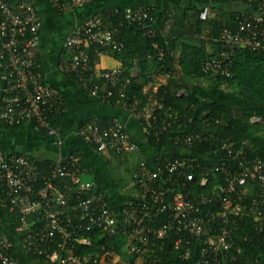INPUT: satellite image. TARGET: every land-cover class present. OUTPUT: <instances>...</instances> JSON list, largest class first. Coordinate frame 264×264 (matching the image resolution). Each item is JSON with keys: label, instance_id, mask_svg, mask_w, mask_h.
<instances>
[{"label": "built area", "instance_id": "built-area-1", "mask_svg": "<svg viewBox=\"0 0 264 264\" xmlns=\"http://www.w3.org/2000/svg\"><path fill=\"white\" fill-rule=\"evenodd\" d=\"M212 1L200 4L198 18L203 24L208 21ZM243 1L252 10L243 14L240 31L244 38L226 28L220 31L218 42L223 51L206 59L201 67L208 77H229L234 51L242 44L252 50L261 47L257 40L264 36L250 19L262 23L264 0ZM93 2L52 0L51 8L62 14L67 8L80 10ZM150 10L154 11L149 7L124 9L122 20L137 26L143 37L154 39L158 29ZM113 24L102 12H96L72 29L63 45L70 60L61 67L83 92L107 105L112 97L107 87L116 88L122 73L121 68L100 67L101 59L123 47L116 38L119 28ZM169 28L166 23L164 29ZM41 31L42 20L32 1L0 0V127L29 124L60 147L64 138L57 119L66 114V108L62 93L47 84L40 73ZM154 47L157 59L163 60L164 50ZM173 55V51L168 53L169 58ZM121 109L144 134L161 137L167 133L165 140L176 148L206 141L186 126L171 129L178 123L175 115L157 102L141 104L133 99L122 103ZM76 133L98 154L131 155L138 151L118 120L106 125L86 122ZM221 149L227 152L228 161L239 162L235 170L228 168L227 160L200 164L196 157L139 163L133 175L136 196L117 212L110 211L103 193L92 185H81L85 170L80 168V156L70 154L45 168L39 160L0 151V213L14 214L19 226L11 237L0 234V264H130V257H140L147 249L151 253L149 264H162L159 255L172 236V249L181 262L227 264L237 231L235 219L248 218L257 224L264 219V158L249 156L243 147L234 153L228 140L221 143ZM218 175L222 183L217 182ZM92 229L111 242L101 254L76 255V245H90L81 234ZM117 239L119 250L115 251L111 245Z\"/></svg>", "mask_w": 264, "mask_h": 264}, {"label": "trees", "instance_id": "trees-1", "mask_svg": "<svg viewBox=\"0 0 264 264\" xmlns=\"http://www.w3.org/2000/svg\"><path fill=\"white\" fill-rule=\"evenodd\" d=\"M109 1L111 0H94L93 3L101 5ZM180 1H185L188 6L184 8L175 6L173 9L167 8L159 13L150 10L158 29V36L154 39L143 37L137 26L124 22L122 20L124 9L107 8L101 11L107 20L118 26L119 34L116 38L123 46L119 52H112L109 55L121 64L122 73L116 88L107 87L112 91L108 105L122 111L121 104L133 99L140 100L141 104L157 102L164 110H169L175 115L178 123L171 129L181 130L186 126L191 129L190 133H199L206 139L204 143L196 144L191 148L184 146L176 148L165 140L167 133L161 137L144 134L146 147L150 151L147 155L150 162L147 159L138 162L133 175L141 162L162 164L175 158L192 157H196L200 164L208 162L218 164L227 160L228 168L235 170L239 162L228 161L227 152L221 149L224 140H228V143L233 145L234 153L243 147L249 156L264 158V39L257 40L261 43L259 45L261 47L257 50H252L250 46L243 44L235 49L229 77H208L201 70L206 59L223 51L222 45L218 42L219 33L223 28L244 38L240 31L241 24L245 20L243 14L251 13V8L243 0H213L210 3L208 21L203 24L198 18L203 0ZM68 10L79 9L67 8L66 11ZM53 11L56 16L66 12L59 14L56 10ZM168 14L171 16L168 17ZM262 20V23H256L250 19V23L264 36V15ZM120 23L122 26L119 25ZM166 23L170 25L169 30L164 29ZM67 34L63 38L62 48L68 54L69 61L70 53L63 46ZM155 45L164 50L163 60L157 59ZM171 51L174 55L169 58L168 53ZM66 64L61 63L59 67H64ZM134 70L137 72L136 76L132 74ZM62 74L74 81L73 77L63 72ZM157 79L163 82L155 87L153 82ZM204 81L208 84H203ZM178 92H183V96H177ZM158 116L162 117V112H158ZM62 117L57 119L58 123ZM252 119H258L259 122H251ZM215 121H219L220 124H216ZM97 122L102 125L108 124L107 119H97ZM111 154L116 157L129 156ZM76 155L80 156V154ZM42 164L47 168L50 163ZM84 167L81 158L80 168L84 169ZM194 174L198 178V173ZM222 180V176L218 175L217 182L222 183ZM115 188L116 186L113 187ZM94 190L103 193L95 187ZM105 198L110 211H115L107 195ZM234 223L237 231L226 259L227 264H264V219L258 224L248 218L235 219ZM0 227L4 228V233L8 230L14 233L19 227L17 217L7 212L0 213ZM81 236L88 239L90 245H76L74 252L78 256L101 254L105 244L111 242L97 229L85 231ZM117 242L118 239L115 240L114 246L111 245L115 251L119 250ZM172 242L173 236L164 244L163 252L159 255L162 264H189L190 261L181 262L177 258V254L172 249ZM239 250L240 252L237 253ZM146 253L140 257H130V264L136 262L149 264L151 253L150 255ZM32 259L39 258L32 257Z\"/></svg>", "mask_w": 264, "mask_h": 264}, {"label": "crops", "instance_id": "crops-1", "mask_svg": "<svg viewBox=\"0 0 264 264\" xmlns=\"http://www.w3.org/2000/svg\"><path fill=\"white\" fill-rule=\"evenodd\" d=\"M30 1L35 5L42 20L41 53L39 57L42 78L47 84L57 88L64 98L66 114L59 122L64 139L62 145L56 147L44 133H36L29 124H23L15 129L0 127V151L4 154L24 155L48 163H54L70 154H80L85 164L83 170L86 171L84 173L88 174V181L84 185L86 187L92 185L102 191L108 196L115 211H118L123 204L135 198L136 188L133 182V170L138 162L146 161V159L147 161L150 160L147 156L150 151L147 147L139 148L138 146L140 141L138 137L142 136L144 138V133L139 124L131 120L124 111L103 104L99 99L87 95L80 90L79 86L73 80L62 74V66L59 67V65L61 63L64 65L68 61V54L62 48L63 38L95 12H103L107 8L127 9L149 7L159 13L167 8L173 9L175 6L184 8L188 5L185 1L181 2L180 0H166V5L163 4V0H154L150 5L143 4L144 1L149 0H111L106 4L99 5L93 3L81 10H68L61 16H56L51 9V0ZM65 14H69L67 16L69 20L64 22V24L62 21L65 18L61 17ZM105 58L107 60L100 61V67L102 69L121 68V64L112 57ZM97 119H107L108 123L113 120H118L123 123L136 143L138 152L130 156L116 157L109 151L98 154L85 146L76 132L82 124L97 121ZM112 165H115V167L118 166L117 170L125 171L129 177L127 179V176H125L124 179H121L120 183L123 185L122 188L116 187L113 189L116 185L104 178L99 179L97 176V174H100L102 177L104 173L102 174L101 172L108 170ZM3 229L0 227V234H7L9 237L14 235L10 230L4 233L5 231Z\"/></svg>", "mask_w": 264, "mask_h": 264}, {"label": "rangeland", "instance_id": "rangeland-1", "mask_svg": "<svg viewBox=\"0 0 264 264\" xmlns=\"http://www.w3.org/2000/svg\"><path fill=\"white\" fill-rule=\"evenodd\" d=\"M154 2V0H149V1H144V5H150L151 3H153ZM163 2V4L164 5H166L167 4V1L166 0H163L162 1ZM240 2V1H239ZM168 6V5H167ZM163 9H165V8H163ZM69 14H65L63 17H61V18H65L64 19V21H62V23H64V22H66L67 20H69V17H67ZM65 24V23H64ZM105 60H107L106 58L104 59H102L101 61L103 62V61H105ZM163 82V80H155L154 82H153V86H155V87H157L158 85H160L161 83ZM203 84H205V85H207L208 83L207 82H202ZM154 87V88H155ZM138 140H140L139 141V148H142V147H146V142H145V139L142 137V136H140V137H138ZM131 155H133V154H131ZM130 156V155H129ZM117 167L118 166H116L115 167V165H112V166H110V168L108 169V170H104L103 172H101V171H99V172H101L102 174L104 173V175H102V177L100 176V174H97V176H98V178L100 179V178H104V179H106L107 181L109 180L110 182H112L114 185L116 184V187L118 188V187H123V185H121V183H120V181H121V179H124L125 178V176H127V173L125 172V171H123V170H117ZM87 176H88V174H85V173H83L82 175H81V185H84L85 184V182L86 181H88L87 179ZM129 177L127 176V179H128ZM90 179H91V176H90ZM121 188H119V189H121Z\"/></svg>", "mask_w": 264, "mask_h": 264}]
</instances>
